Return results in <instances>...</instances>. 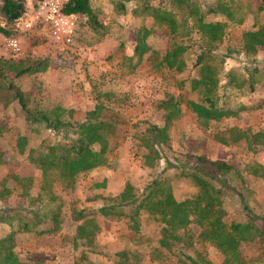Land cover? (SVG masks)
<instances>
[{
    "label": "rangeland",
    "instance_id": "374dc122",
    "mask_svg": "<svg viewBox=\"0 0 264 264\" xmlns=\"http://www.w3.org/2000/svg\"><path fill=\"white\" fill-rule=\"evenodd\" d=\"M89 1L102 26L92 29L82 15L73 41L67 46L56 43L45 29L33 26L16 33L20 41L17 55L6 47V39L13 33V23L7 24L0 13V26L9 31L8 34L0 32V74L5 77L2 81L5 87L12 82L24 92L29 108L51 114L50 118L56 109L62 121L75 123L82 121L89 111H94L99 118L114 125L106 165L77 175L72 187L61 182L52 184L51 188L58 196L56 203L61 204L59 228L43 234L16 232L14 252L22 261L40 260L41 264H115L114 253L126 249L134 264H189L159 248L158 223L146 218L145 214L140 215L138 232H133L126 215H104L100 209L114 203L126 182L140 192L155 176L168 181L176 199L193 196L197 187L181 173V166L192 165L198 155H203L237 168L242 181L233 176L231 185L245 195L253 213L264 216V176L251 173L249 168L253 163L264 167V146L249 149L244 139L230 144L217 139L231 126L264 131V106L260 104L264 98V84L257 83L253 91L245 86L236 87L237 81L230 86L227 84V73L231 70L245 77V68L252 64L264 72V46L258 47L252 60L241 52L242 33L264 26V10H257L256 0H189L203 9L221 1L235 11L236 18L242 17L241 22H236L220 13L205 14V20L223 21L226 25L222 41L210 53L206 65L217 71L218 106L230 108L236 114L203 125L187 106V100L200 99V91L193 87V79L198 76L194 65L195 47L201 40L197 34L189 39L182 70L160 66L159 61L172 42L181 40L174 38L165 25L142 9L147 2L173 12L180 22L187 18L191 24V19L181 8L187 0ZM120 4L124 5L123 10L119 8ZM25 6V12L30 11L28 0ZM140 27L149 29L145 38L149 50L134 66L133 49ZM183 39L186 41L187 38ZM191 41L195 45H190ZM36 59L47 60L45 70L15 77L11 64L22 65L20 61ZM5 87L0 85L2 89H7ZM7 93H0V193L3 180L10 192L2 194L0 208H30L32 198L39 191L41 174L27 158L29 149L43 143L66 141L72 134L42 124L29 125L12 92L7 89ZM169 98L177 102L179 114L168 124V145H152L147 142L144 130L149 124L164 125V109L160 105ZM67 130L71 131L70 126ZM21 135L26 137L22 150L17 144ZM14 175L29 180L21 186ZM223 204L226 222L247 219L238 197L230 190L224 191ZM78 211L96 225L91 242L75 239L76 227L84 219L75 218L73 212ZM124 213H128L127 207ZM24 215L22 210L21 217ZM18 221L0 222V237L17 230ZM257 225L264 231V222L257 221ZM187 227L191 243L185 253L199 252L212 264H221L223 254L211 243L197 238L199 227L193 223ZM155 248L162 253L161 258L152 256ZM263 248L264 242L242 241L238 251L247 259H256ZM256 264H264V255Z\"/></svg>",
    "mask_w": 264,
    "mask_h": 264
},
{
    "label": "trees",
    "instance_id": "16d2710c",
    "mask_svg": "<svg viewBox=\"0 0 264 264\" xmlns=\"http://www.w3.org/2000/svg\"><path fill=\"white\" fill-rule=\"evenodd\" d=\"M256 1L257 10H264V0ZM25 5L26 0H0V13L5 22L10 24L25 12ZM62 8L65 13L85 16L87 24L92 29L102 26L92 11L89 0H64ZM119 8L123 10L124 5L120 4ZM181 8L186 16L191 19V24H188L187 18L180 22L173 12L164 8L149 5L147 2L142 5L145 14L165 25L173 37H180L181 40L172 42L160 59V66L174 68L178 71L182 70L185 66L183 54L188 49V41L192 40L194 34H197V38L201 40V43L195 47L194 65L197 66L198 76L193 79V87L200 91V99L198 101L187 100V106L196 114L203 125H208L211 120L219 121L223 117L235 115L236 111L218 106L219 97L216 89L219 79L216 76L217 71L206 65L208 56L222 41L226 25L223 21L205 20V14L220 13L236 22H241L242 17L236 18L235 11H232L221 1L209 4L203 9L201 5L187 0L184 5H181ZM0 32L9 33L7 29L1 26ZM148 33L149 29L144 27L137 30V39L133 49V55L136 57L134 66L140 63L143 54L149 50L145 41ZM183 38H187L186 41ZM190 45H195L194 41H191ZM260 46H264V26L242 33L241 52L245 54V57L252 60ZM19 64L22 65H10L15 70V77L45 70L47 60L36 59L31 62L23 60ZM245 74L246 76L243 77L232 70L229 71L227 84L230 86L237 81L236 87L245 86L250 91L256 88L257 83L264 84V72H261L256 65L251 64L250 67H246ZM4 80L3 74H0L2 87H5L2 82ZM5 88L11 91L12 96L16 98L29 125L40 126L42 124L52 130H63L65 133L70 132L72 134V137H68L66 141L43 143L37 148L29 149L27 158L39 169L41 174L39 191L37 196L32 198L31 207L12 208L3 206L0 208V222L10 223L12 220H19L17 230H11L0 237V264H41L42 261L40 260L22 261L18 258L14 252V235L18 231L35 234L52 233L59 228L61 204L56 203L58 196L51 188L52 184L61 182L67 187H72L77 175L97 166L106 165V153L114 125L111 121L99 118L94 111H89L82 121L75 123L62 121L56 109L51 112L52 117L50 118L51 114L49 115L44 111L34 112L29 108L25 102L24 92L12 82L8 83ZM7 89L0 88V93L7 95ZM260 104L264 106V98ZM160 106L164 109V125L149 124L144 130L147 135V142L157 146L168 145V124L179 114V107L173 99L169 98L163 101ZM36 113L38 114L36 115ZM67 126H70L71 131L67 130ZM217 139L224 144L235 143L244 139L247 147L254 149L255 146H264V131L245 130L231 126L225 130L223 135L217 136ZM25 142V136L21 135L17 138V144L21 150ZM147 145L149 146V144ZM249 168L251 173L264 176L262 165L253 163ZM181 170V173L187 176L197 187L193 196L182 200L176 199L168 181L163 177L155 176L144 185L140 192H136L134 187L126 182L121 192L114 198V203L105 205L100 211L104 215H126L130 227L134 230L133 232H138V221L142 214H145L146 218L156 221L159 227V248H163L169 254H174L180 262L212 264L199 252H195L193 255L185 253V248L191 243L190 230L187 226L193 223L199 227L197 238L211 243L223 254L221 264H256L257 259L264 255V248L262 252H259L258 258L247 259L239 253L238 247L242 241L264 242V231L257 225V221L264 222V216L253 213L245 195L231 185V177L233 176L239 178L240 182L242 181L240 171L226 161L209 160L203 155H198L196 163L192 165H182ZM13 178L21 186L29 180V178L22 179L15 175ZM1 185L0 198H3L2 194L10 192V189L7 188L4 180ZM225 190H230L238 197L240 207L247 216L245 221L228 223L224 219L226 214L223 204ZM126 207L128 213H124ZM22 210L25 211L23 217H21ZM73 213L78 220L84 218L82 211ZM95 230L96 225L93 220L84 218L76 227L75 239L91 242L96 233ZM114 255L116 257L115 264H134V260L128 256L126 249L117 251ZM152 256H160L161 258L163 255L155 248Z\"/></svg>",
    "mask_w": 264,
    "mask_h": 264
},
{
    "label": "built area",
    "instance_id": "2783aa9c",
    "mask_svg": "<svg viewBox=\"0 0 264 264\" xmlns=\"http://www.w3.org/2000/svg\"><path fill=\"white\" fill-rule=\"evenodd\" d=\"M63 1L33 0L30 3V11L24 12L12 22L13 33L6 39V47L9 51L15 55L20 52L17 34L33 26H39L48 31L56 43L70 45L82 15L65 13L62 8Z\"/></svg>",
    "mask_w": 264,
    "mask_h": 264
},
{
    "label": "crops",
    "instance_id": "0c3cea01",
    "mask_svg": "<svg viewBox=\"0 0 264 264\" xmlns=\"http://www.w3.org/2000/svg\"><path fill=\"white\" fill-rule=\"evenodd\" d=\"M33 1V0H32ZM31 0H28V4H30L32 2Z\"/></svg>",
    "mask_w": 264,
    "mask_h": 264
}]
</instances>
